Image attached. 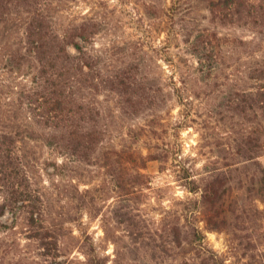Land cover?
Returning a JSON list of instances; mask_svg holds the SVG:
<instances>
[{
	"label": "rangeland",
	"instance_id": "obj_1",
	"mask_svg": "<svg viewBox=\"0 0 264 264\" xmlns=\"http://www.w3.org/2000/svg\"><path fill=\"white\" fill-rule=\"evenodd\" d=\"M208 2L51 0L57 33H79L87 27L88 39L74 38L84 45L98 83L78 89L89 111L81 125L100 140L91 158L72 154L63 142L50 138V128L37 122L39 110L33 109L28 94L43 84L38 61L32 54L21 58L26 44L23 28L14 21L9 31L0 26V105L11 110L5 119L37 130L21 142V152L40 205L37 223L31 225L30 202H11L9 190L0 184V264H92L88 260L92 254L106 264H173L177 251L169 243L172 236L160 233L166 224L176 223L180 212L188 214L182 222L200 226L210 247L228 263H262V256L253 258L254 253L264 255L262 236L253 229L231 233L206 229L197 205L199 193L182 184L185 167L197 177L204 175L209 159L221 158V148L238 137L244 122L230 95L260 82L250 71L264 55V17L227 22L212 13ZM205 29L217 32L220 39L215 41L214 59L200 63L193 42ZM68 50L79 54L73 44ZM117 75L132 84L127 91L137 95L123 97L111 88L108 81ZM246 122L250 127L251 121ZM150 151L161 159L149 156L143 169L140 153ZM110 154L115 161L130 158L132 167L148 172L146 177L132 173L136 186L127 195L117 184V175L128 177L137 169L120 167ZM259 160L264 164V154ZM121 203L133 209L142 226L139 241L131 238L115 210ZM41 217L55 225L57 238L43 237ZM249 234L257 244L250 250L238 244ZM236 236L232 253L230 238ZM43 241L54 249L48 250ZM160 243H167L169 251L158 249ZM154 252L160 255L155 260Z\"/></svg>",
	"mask_w": 264,
	"mask_h": 264
},
{
	"label": "trees",
	"instance_id": "obj_2",
	"mask_svg": "<svg viewBox=\"0 0 264 264\" xmlns=\"http://www.w3.org/2000/svg\"><path fill=\"white\" fill-rule=\"evenodd\" d=\"M51 4V0H0V26L8 27L9 31L10 23L16 22V27L23 28L26 44L25 52L21 51V58H24L22 54L26 57L32 54L38 61L40 83L43 84L34 93L28 94L31 103L35 105L33 109L39 110L36 112L39 115L37 122L50 128L47 132L50 138L63 142L72 154L80 158H91L100 140L95 131L81 125L82 121H86L89 111L78 97V89L86 86L97 87L98 83L95 81L94 66L86 56L84 45L74 38L80 35L81 39H88L87 27L83 26L79 33L65 32L61 36L54 30ZM208 5L213 14L227 22L245 23L256 21L259 16L264 17V0H209ZM219 39L217 32L211 33L207 29L198 33L193 47L200 63L214 59L213 52L217 44L215 41ZM70 44L77 48L79 54H72L68 50ZM11 56H14V60L11 58L14 63L16 57L14 54ZM22 62L21 60L18 65ZM86 67L89 68L86 70ZM250 72L251 77L260 82L230 95L235 112L244 122L238 137L221 148V158L209 159L211 165H207L204 175L197 177L185 167L182 184L188 190L199 193L201 202L197 201V205L201 206L204 213L206 229L226 230L229 233L237 229H253L259 237L264 238V164L259 160L264 154V55L260 64L252 67ZM117 76L109 79L111 88L123 97L128 93H133L132 98L137 95L133 90L127 91L132 84L125 83L121 75ZM0 108V184L9 190L11 202H30V223L34 225L37 223L35 214L40 207L39 197L34 194L29 183L21 142L27 137L35 136L37 130L18 124L13 118L5 119L11 115V110L2 109L1 105ZM246 121H251L250 127H245ZM140 155L144 161L143 169L148 167L149 156L161 159V156L151 151L147 155L141 152ZM110 158L113 160L112 154ZM113 161L119 162L120 167L124 169L135 168L130 165V158ZM135 169L136 172L131 170L128 177L117 175V184L125 189V195L136 186L132 173L141 177L148 175L146 171ZM115 210L121 217V222L126 224L131 238L139 241L144 234L133 209L121 203ZM184 214L188 216L186 212H180L175 224H166L161 228L162 237L165 233L172 236L169 243L177 251L176 255H173V264H230L227 257L210 247L200 226H188L182 222ZM44 219L40 218V227L45 228L43 237L57 238L55 225L44 222ZM241 220L251 224L246 226L239 223ZM37 233L41 235L40 232ZM253 235L249 234L246 241L241 239L238 244L245 249H254L257 244ZM236 238L237 236L230 238L232 253L237 248ZM49 241L43 243L52 251L54 248ZM54 243L57 245L56 240ZM157 247L161 251H169L167 243H160ZM93 256L92 254L88 259L92 264H106L102 257L95 259ZM151 256L154 260L160 257L157 252ZM259 256L263 259L260 264H264V255L254 253L253 258ZM253 261L248 264H256Z\"/></svg>",
	"mask_w": 264,
	"mask_h": 264
}]
</instances>
